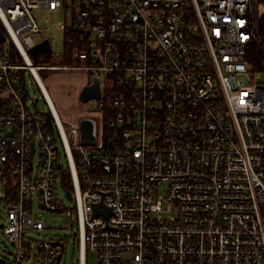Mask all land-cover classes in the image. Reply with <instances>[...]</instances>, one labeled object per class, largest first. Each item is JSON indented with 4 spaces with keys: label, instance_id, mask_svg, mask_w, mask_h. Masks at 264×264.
Instances as JSON below:
<instances>
[{
    "label": "built area",
    "instance_id": "built-area-1",
    "mask_svg": "<svg viewBox=\"0 0 264 264\" xmlns=\"http://www.w3.org/2000/svg\"><path fill=\"white\" fill-rule=\"evenodd\" d=\"M252 14L251 0H0L8 264H55L70 240L77 264L91 253L98 264H264V83L248 52ZM41 19L61 31L60 64L29 58L31 46L51 44ZM39 70L97 81L98 114L81 118L94 140L81 139L80 121H62ZM27 71L48 113L29 106ZM34 199L68 215L71 235L27 236L43 229Z\"/></svg>",
    "mask_w": 264,
    "mask_h": 264
},
{
    "label": "rangeland",
    "instance_id": "rangeland-1",
    "mask_svg": "<svg viewBox=\"0 0 264 264\" xmlns=\"http://www.w3.org/2000/svg\"><path fill=\"white\" fill-rule=\"evenodd\" d=\"M254 4L257 3L256 0ZM256 5V4H255ZM253 5V12L262 13L264 12V0L260 1L256 5ZM41 15H49L50 19L56 20L61 19L59 14L53 13L48 14L47 11L41 10ZM38 17V13H36ZM39 25L46 28L47 35L51 38V45L53 46V54H36L30 55V60L35 65H56L61 63L60 53L63 51V38L61 31L54 27H48L47 23L41 19ZM35 39H39L38 35H34ZM9 42V41H8ZM259 74L256 73L255 81L264 83V68L258 70ZM39 76L43 83V86L51 98L54 107L64 122H79L81 118H94L97 116L98 108L97 103L94 99H89L86 102L80 100V91L82 87L89 81L86 72L79 70H39ZM26 85L30 92V98H28L29 106L32 109L39 111L49 112L48 106L46 105L45 98L39 85L36 83L31 74L27 71ZM33 98V102L31 101ZM61 182L58 184V194L61 193ZM4 192V186L0 182V223L2 222L4 215V208L2 204V195ZM65 206L68 208H74V201L64 199ZM32 216L38 215L43 220V229L41 231H27L26 235L35 240H50L58 237H64V239L71 235V230L68 228L69 223L72 219L63 212L50 211L39 207L38 200L34 199L32 205ZM75 225V222H74ZM66 248L61 256L59 264H77L78 251L73 240L65 244ZM15 251V245L0 229V264H8L12 258V254ZM89 264H98L97 257L94 253L88 256Z\"/></svg>",
    "mask_w": 264,
    "mask_h": 264
},
{
    "label": "water",
    "instance_id": "water-1",
    "mask_svg": "<svg viewBox=\"0 0 264 264\" xmlns=\"http://www.w3.org/2000/svg\"><path fill=\"white\" fill-rule=\"evenodd\" d=\"M249 12V9H247V13ZM5 40V36L3 32L0 30V42H3ZM52 47L51 44L48 40V38H44L35 45L31 46L28 49V52L30 55H36V54H51L52 53ZM25 94L27 97H31L28 88L25 90ZM80 100L83 102L88 101L91 98H99V86L97 81H93L91 84L84 85L80 91ZM80 130H81V139L83 141H89V140H94V134H93V124L90 119H81L80 120ZM63 194L67 197L70 198V192L67 190L63 191ZM98 205L94 206V213L97 211ZM109 209H107L108 211ZM2 224H0V227ZM57 242H54L56 244ZM59 257H57V261L55 264L59 263Z\"/></svg>",
    "mask_w": 264,
    "mask_h": 264
},
{
    "label": "trees",
    "instance_id": "trees-1",
    "mask_svg": "<svg viewBox=\"0 0 264 264\" xmlns=\"http://www.w3.org/2000/svg\"><path fill=\"white\" fill-rule=\"evenodd\" d=\"M262 0H256L257 3H260ZM252 8L254 1H252ZM255 5V8H256ZM252 25H253V36L249 44V57L251 59L252 66L255 69H262L264 68V12L258 14L253 12L252 14ZM12 49V48H11ZM14 51V49H13ZM13 60L20 61V57H14Z\"/></svg>",
    "mask_w": 264,
    "mask_h": 264
},
{
    "label": "bare ground",
    "instance_id": "bare-ground-1",
    "mask_svg": "<svg viewBox=\"0 0 264 264\" xmlns=\"http://www.w3.org/2000/svg\"><path fill=\"white\" fill-rule=\"evenodd\" d=\"M36 75H37V78H38V80H39V82L43 85V83H42V81H41V78H40V76L36 73ZM44 87V86H43ZM45 89V88H44ZM46 91V90H45ZM48 94V93H47ZM50 98V97H49ZM51 99V98H50ZM51 102H52V100H51ZM52 105H53V107H54V104H53V102H52ZM54 109H55V107H54Z\"/></svg>",
    "mask_w": 264,
    "mask_h": 264
}]
</instances>
